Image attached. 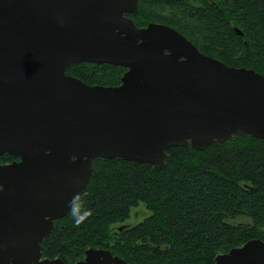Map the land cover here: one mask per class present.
I'll list each match as a JSON object with an SVG mask.
<instances>
[{"label": "water", "instance_id": "water-1", "mask_svg": "<svg viewBox=\"0 0 264 264\" xmlns=\"http://www.w3.org/2000/svg\"><path fill=\"white\" fill-rule=\"evenodd\" d=\"M139 9V0H0V157L16 158L0 164V264H67L44 258L42 243L96 159L161 171L171 147L264 140V75L204 54L168 25L139 28L127 17ZM82 63L127 71L118 86H91L67 74ZM75 264L129 263L89 248ZM215 264H264V241Z\"/></svg>", "mask_w": 264, "mask_h": 264}, {"label": "trees", "instance_id": "trees-1", "mask_svg": "<svg viewBox=\"0 0 264 264\" xmlns=\"http://www.w3.org/2000/svg\"><path fill=\"white\" fill-rule=\"evenodd\" d=\"M163 2L170 16L142 3L145 17L175 28L206 55L264 75V0ZM123 70L73 64L67 74L116 86ZM168 152L161 171L120 158L96 159L90 183L42 243L43 257L75 264L87 249L102 248L129 264H215L219 254L252 239L264 241V140L243 133L205 151ZM15 159L5 154L0 163ZM141 204L150 215L114 233L111 226L125 225Z\"/></svg>", "mask_w": 264, "mask_h": 264}, {"label": "rangeland", "instance_id": "rangeland-1", "mask_svg": "<svg viewBox=\"0 0 264 264\" xmlns=\"http://www.w3.org/2000/svg\"><path fill=\"white\" fill-rule=\"evenodd\" d=\"M149 8L156 9L157 11L159 10L162 12L163 15L170 16V14H171L170 12L162 11L161 6L157 2L152 1V0H150ZM132 17H134V16H132ZM150 20H152V19L145 17V14L142 12V14L140 16V21L138 19L137 22L140 26H142L145 23L149 22ZM157 22L164 23L162 21H157ZM149 215H150V212H148L146 210L145 206L143 204H141L137 208L132 209L130 218L124 224L129 225V226H135V225L141 223ZM120 225L121 224H116V225L111 226L112 231L114 233H117V230L120 227Z\"/></svg>", "mask_w": 264, "mask_h": 264}, {"label": "flooded vegetation", "instance_id": "flooded-vegetation-1", "mask_svg": "<svg viewBox=\"0 0 264 264\" xmlns=\"http://www.w3.org/2000/svg\"><path fill=\"white\" fill-rule=\"evenodd\" d=\"M152 1L157 2V3L161 6L162 11H166L167 8H166V6H165V3L163 2L164 0H152ZM159 1H161V2H159ZM166 1H167V0H166ZM139 2H140V9H139L138 14H137V15H127V17H129V18H131V19L134 20V18H133L132 16H138V19H140V16H141V14H142V3H143V5L145 4L147 8H149L150 0H142V1L139 0ZM149 9H151V10H153V11L156 10V9H153V8H149ZM158 11H159V10H158ZM134 22H135V21H134ZM150 23H156V22H151V21H149V22L145 23L144 25L140 26L139 28H146ZM159 24H161V23H159ZM82 64L91 65L92 63H82ZM94 65H98V64H94ZM103 65H108V64H102V65H99V66H103ZM110 66H112V65H110ZM112 67H115V66H112ZM115 68H121V67H115ZM121 69H124V70L122 71V76H123V74L127 71V69H126V68H121ZM68 75H70V74H68ZM70 76H73V75H70ZM122 76H121V78H122ZM74 77H76V76H74ZM76 78H79V77H76ZM79 79H81V78H79ZM81 80H82L83 82H85L86 84L91 85V86L99 85V84H93L92 82L87 81V80H83V79H81ZM120 84H121V79H120V83L117 84L116 86H118V85H120ZM100 85H101V84H100ZM105 86H110V85H105ZM8 163H10V162H8ZM0 164H3V163H0ZM5 164H7V163H5Z\"/></svg>", "mask_w": 264, "mask_h": 264}, {"label": "clouds", "instance_id": "clouds-1", "mask_svg": "<svg viewBox=\"0 0 264 264\" xmlns=\"http://www.w3.org/2000/svg\"><path fill=\"white\" fill-rule=\"evenodd\" d=\"M81 222H82L81 219H79V218L76 219L77 225H79Z\"/></svg>", "mask_w": 264, "mask_h": 264}]
</instances>
